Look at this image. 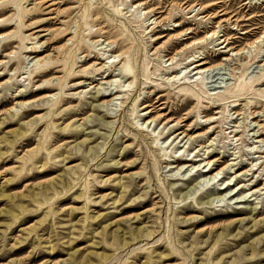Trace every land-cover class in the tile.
Listing matches in <instances>:
<instances>
[{
  "label": "rangeland",
  "instance_id": "1",
  "mask_svg": "<svg viewBox=\"0 0 264 264\" xmlns=\"http://www.w3.org/2000/svg\"><path fill=\"white\" fill-rule=\"evenodd\" d=\"M51 2L55 12L33 20L52 17L44 25L55 28L56 11L69 8L59 17L69 13L71 25H78L83 43L76 54L90 59L82 64H92L95 57L107 61L112 48V55L120 54L115 60H125L135 78L123 74L121 63L108 84L91 69V79L73 77L62 90L67 91L59 115H53L57 128L48 132L45 124L39 126L49 111L47 100L20 108L27 115L17 123L0 115V264H264V152L256 153L264 145L255 143L256 124L249 116V108H255L264 125V92L258 91L264 87V42L248 50L235 78L228 66L203 76L190 72L193 61L202 59L207 66L221 61L225 49L217 38L222 34L238 47L261 35L264 0ZM8 14L0 7V17ZM14 29L0 25V32ZM18 36L0 38L5 63L0 64V103L7 101L0 110L13 105L11 97L35 91L33 83L40 80L31 81L33 61L24 55L31 40ZM101 41L111 45L104 48ZM65 60L71 63L68 54ZM50 65L48 77L65 73L63 63ZM80 80V86H70ZM241 87L237 97L228 93ZM106 89L114 100L99 106L97 90ZM237 99L242 105L232 108ZM155 101L181 124L162 118L145 123L150 108L145 104ZM32 119L38 123L33 131L27 124ZM18 126L25 133L20 139L14 132ZM185 129L189 140L178 135ZM207 160L211 164L191 173L181 167ZM210 167L213 172L223 167L214 180L202 176ZM63 171L65 180H51ZM227 185L231 192L222 188L223 199L214 197ZM193 217L210 220L191 224ZM232 219L223 238L218 228L210 238L206 232L195 238L200 227Z\"/></svg>",
  "mask_w": 264,
  "mask_h": 264
},
{
  "label": "bare ground",
  "instance_id": "2",
  "mask_svg": "<svg viewBox=\"0 0 264 264\" xmlns=\"http://www.w3.org/2000/svg\"><path fill=\"white\" fill-rule=\"evenodd\" d=\"M29 1H31L32 3H29ZM35 1L36 0H15L12 3V0H0V7L2 9H8V11H9L8 15H6L4 17H0V25H6V26L15 25L14 30L0 32V38L8 39V38H11L13 36H17L19 34L18 37L20 38V40H23V39L31 40L29 42L28 46L23 47L26 49L24 55H27V58H30L29 60L33 61V62H31L33 70L30 71V74H32L33 72H35V74L32 77L31 81L40 77V80H37L35 83L32 82L33 86H35V91L32 90L26 94L21 92L17 95V97H11V99L8 101H14L13 105L10 106L9 108L5 109V110H0V115H5V116L10 115L9 120H11V123H13V122L17 123V121L20 118H22V117L25 118V116L27 115V110L19 112L20 108L25 109L29 106H32L34 102H38V101L43 102L44 100H47V102L45 104L48 106L49 111H48V113H46L45 115H42L40 117L41 122L39 123V126L45 124V129L48 132L49 130H54L55 128H57L53 124V115H54V113H57V111H58V108H59L58 105L61 102L62 94L66 93V91H67V90H65V91H62V90L64 88H66L71 83V79L73 77L85 76V78L91 79L92 77H94V76H89V74L91 73L89 70L91 69V70H93L95 75L101 76L100 79H101L102 83L108 84L111 82V79H109V78L111 77L112 72L116 69L117 64L120 65V63H121V68H123V71H124L123 74L126 75L127 78H132V79L135 78V72L131 70L132 68L128 65V63L125 60H122V58L115 60L116 58H119L120 54L119 55H112L114 53L112 51V48L108 50L111 52V55L105 58V59H107V61H105L101 57H95V60L92 64H89L87 66L82 64V62H86L90 59L86 58V56H84L85 58L83 60H80V57H78L76 54L75 48H77V46H79L80 44L83 43L82 38H80L78 40V35H79L78 25H76V24L71 25V23H70L71 18H70L69 13L65 15L64 19H61V17H59L63 13L68 11L69 8H66V9L61 10V11H59V10L56 11V16L54 18H56V20L59 21V24L57 27L46 28V26L44 25L45 22H50L52 17H49L46 19L33 20V16H38L41 13L46 14L48 16L51 15L53 12H55L54 9H52V6L54 3L51 2V0H50V4H48L49 0H43V1L39 0L37 2H35ZM26 3H27V5H25ZM30 4H31V6H30ZM215 4L216 3H212L209 5V7H213ZM85 11H86V9H83V12H85ZM224 14L225 13H223L222 15H224ZM27 17H28V19H26ZM57 17H59V18H57ZM152 21H154V23H155L156 18L153 19ZM222 21H225V19H223ZM235 24H237V22ZM25 30H30L31 32L27 35H24L23 31H25ZM245 32L247 33L248 31H245ZM41 33H43V34H41ZM214 34H215V31L211 32L210 35L208 34V36L212 37ZM263 34H264V32L261 35H259L258 37H256L253 41L248 42L245 45L239 46V47L233 46L229 42L228 39L224 38V35L222 34L219 38H217V40L219 41L218 44L221 45L220 48L225 49V51H223V52H225V55L222 57L221 61H219L216 64L209 65V66H207L206 65L207 62L202 60V59L193 61L192 65H191L192 69L190 72H192V71L194 72L193 76H196V75L203 76L205 73L207 74L208 72H212L213 70L221 69V68H224L225 66H228L231 77L235 78V70L238 69L243 64L242 63L243 61L248 60V55H247L248 50H250L253 47H257L258 44L264 42V39H262ZM161 37L162 36H158L155 39H158ZM188 38L189 37H186L185 39L187 40ZM114 39H116V38H114ZM87 40L88 39H85V42ZM90 42L92 44L93 41H90ZM197 43H199V42H197ZM99 45H102V46H104V48H106L107 46L111 45V42L101 41V43ZM48 48H52V52H48L47 51ZM13 53H15V52H13ZM66 54L69 55V60L71 59V63H69L65 60ZM110 58H112V59L109 60ZM236 58L238 60L237 62H235ZM60 62L63 63V69L65 70V73L63 75L48 77V73L51 71L50 67L52 66L50 64L60 63ZM0 64H5V63L1 60ZM77 64H79V65H77ZM261 65H263V64H259L258 66H261ZM193 76H191V78ZM198 80H199V78L197 77L195 79V82L198 83ZM83 82H84V80H80L78 82H73L70 86L78 87ZM262 82H263L262 84L264 85V80H262ZM88 84H90V83H88ZM52 86L57 87L59 89V93H55V94H51V95L45 94V92L41 93V92L46 91L47 89L51 88ZM234 86H236V85H234ZM110 90L111 89H106L104 91L97 90V94H96L95 98H96V101H99V104H98L99 106H103L104 104L110 105L111 102L114 100V98H112V96L114 94ZM241 90H242V87L239 88L237 91H229L228 93L232 95L231 97H237L238 93ZM258 91L264 92V87L261 89H258ZM36 93H41V94L38 95V97L35 99L33 98L30 100V99H28V98L26 99L24 97V96H26V97L31 96V95L36 94ZM20 98H24V99L20 100ZM237 101H239V100L237 99V100L232 101V103H231L232 108H237V107L242 105L240 102H237ZM5 103H7V101L1 102L0 106L5 105ZM153 103H154L153 105H146L145 104V106L150 107L147 110L148 116H146V118H145V123L148 122L150 124V123L155 122V121L162 118L163 121H166V123L173 122V123H175V125L181 124V122H182L181 119L173 118L172 115H166L165 113L160 111L163 108L161 106L162 105L161 101H155ZM17 106L19 108H17ZM54 110H56V111H54ZM156 112H158V113H156ZM236 112H237V110H235L233 112V114H235ZM256 113L257 112H256L255 108H252V107L249 108V116H251V118L253 119V121H254L253 124H256V125H254L253 138L256 139L255 143L260 142L264 145V125L262 124V120L259 119L260 115H257ZM239 114L240 113H238L237 116ZM57 115H59V113H57ZM261 116H262V114H261ZM14 117H17V119L13 120ZM184 121L186 122L187 119ZM33 123H34L33 119L29 120L27 123L31 127V131H33L38 124L35 122V125H34ZM32 125H34V126H32ZM67 127H68V125L65 126L63 128V130L66 129ZM0 130H1V127H0ZM186 131H187V129L179 131L178 135L182 134L183 137H186L189 140V139H191V136ZM14 132L19 139L22 138L23 136H25L24 131L21 130V128L19 126L15 128ZM235 136H237V133L234 135V137ZM76 146H78V145H75V147ZM160 148H162L161 145H160ZM257 152L263 153L264 151H256V153ZM48 154H50V152ZM202 163H206L204 166H208L209 164H211V161H209V160L200 161L198 163L193 162L191 164L184 163L181 165V167L185 166L186 167L185 170H188V168H190L188 171L191 173V172H193V170H195V169L197 170V167H199ZM181 167L178 168V165L174 166V168L177 169L176 171H179L181 169ZM211 168L212 167L206 169L205 174H202V176L203 177L208 176L209 180H214V178H216L217 174H219V172L221 170H223V167L219 168L216 172H213V169H211ZM83 177H85V175ZM65 178H66V173L63 171V172L56 174L53 178H51V180L54 182H56V181L62 182L63 180H65ZM170 178L171 179H169V180H183L180 178H173V179H172V177H170ZM186 179H188V178H186ZM209 182L210 181H208L207 183H209ZM222 188H223V190L229 189L230 192L232 191V189L227 185L226 187H221L220 189H218V191L216 192V195L214 197L220 196V198L223 199L224 195H222V192L220 191ZM208 191L209 190H205L206 193H208ZM213 198L209 201V204L211 206L214 204ZM245 202H247V201H245ZM231 217H233V216H231ZM135 218H138V215H136ZM189 220H191V224H193L194 222H196V223L197 222H206V221L210 220V218H208L206 220L205 219L200 220V219L193 217V218H190ZM242 220L243 219L238 220V222H240ZM234 222H235V219H232L229 221H224V222L218 223V225H215L213 227L202 226L196 230L195 238L201 236L203 234V232H206L210 238L212 236L213 230H215L217 228L221 229L220 232L218 233V238L219 237L223 238L224 235H226L228 232L230 233L231 230H230L229 226L231 224H233ZM262 222L264 223V219L262 220ZM116 223L117 222H115V224ZM252 226L258 227V224L254 223ZM118 229H119V226L116 228V231H118ZM137 230H139V228ZM146 231H147V233L151 232L150 230H146ZM237 235H238V233H236L234 238ZM128 244H129L128 241H124V245H128ZM205 244L207 245L206 242H205ZM252 250L254 251V249H252Z\"/></svg>",
  "mask_w": 264,
  "mask_h": 264
}]
</instances>
